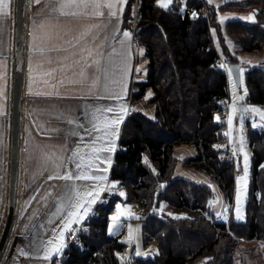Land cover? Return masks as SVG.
I'll return each instance as SVG.
<instances>
[{
	"label": "trees",
	"instance_id": "trees-1",
	"mask_svg": "<svg viewBox=\"0 0 264 264\" xmlns=\"http://www.w3.org/2000/svg\"><path fill=\"white\" fill-rule=\"evenodd\" d=\"M135 3L128 0L123 28L133 31L138 48L144 49L147 79L136 83L134 107L124 125L111 181L126 189L130 201H139L145 243L155 241L159 252L146 259L119 260L117 251L123 245L108 235V227L122 197L113 194L117 199L107 200V194L83 228L80 243L66 250L61 264H189L199 256L208 258L205 264H233L237 241L264 242V130L249 124L246 219L239 221L233 209L230 222L219 221L210 211L216 198L213 187L176 176L181 158L174 153L177 146H194L197 154L186 164L213 175L226 201L234 205L236 162L229 145H219L228 139L223 116L230 93L211 32L215 8L200 0H190L186 9L182 0H173L170 8L161 7L158 0H137L135 19ZM237 3L242 12L256 10V19L227 21L228 35L248 52L262 51L264 0ZM205 8L210 10L208 18L196 15ZM246 82L247 102L264 107V66L248 70ZM148 88L153 96L146 99ZM144 99L155 104V118L137 108ZM162 200L189 210L190 215L177 219L159 215L155 210ZM57 261L58 257L54 264Z\"/></svg>",
	"mask_w": 264,
	"mask_h": 264
},
{
	"label": "crops",
	"instance_id": "crops-1",
	"mask_svg": "<svg viewBox=\"0 0 264 264\" xmlns=\"http://www.w3.org/2000/svg\"><path fill=\"white\" fill-rule=\"evenodd\" d=\"M17 1L0 6L7 13L0 15V240L10 194ZM111 2L110 9L99 10L106 14L100 17L92 9L84 14L71 0H26L16 207L0 264H54L66 249L70 229L84 228L98 204L117 188L111 181L115 158L134 107L136 83L147 79L148 61L134 32L123 28L128 0ZM137 8L136 0V13ZM240 15L231 20H246ZM255 19L256 14L246 21ZM152 96L148 88L145 98ZM260 107L252 106L261 115ZM97 136L103 138L95 140ZM65 174L101 179H49ZM246 203L239 221L246 219Z\"/></svg>",
	"mask_w": 264,
	"mask_h": 264
},
{
	"label": "rangeland",
	"instance_id": "rangeland-1",
	"mask_svg": "<svg viewBox=\"0 0 264 264\" xmlns=\"http://www.w3.org/2000/svg\"><path fill=\"white\" fill-rule=\"evenodd\" d=\"M189 1L190 0H182L184 9H186ZM200 1H204L215 8V24L220 26L218 27L216 25H212V37L215 47L220 55L222 67L225 69L229 77L230 96L225 105L226 109L223 116L224 119L228 118V124L225 129L228 139L222 143H219V145L222 147L229 145L230 151L235 158V176L237 185L234 197V205H231L228 201H226L225 195L223 194L222 189L217 184L213 175L186 164V161L189 158L195 157L197 154V149L194 146L180 145L176 147L174 153L181 159L178 162L175 175L192 179L198 183L203 182L211 185L214 192L216 193V198L211 202L210 211L212 215H214L219 221L230 222V219L234 218L233 209L235 208V216L240 217L243 211L239 209H241V206H243L245 201L248 199V180L250 182L251 176V149L249 146L248 136L249 124L257 129L264 130V119L259 113L252 111V106L255 104L251 106V104L247 102L248 86L246 82V74L248 70L258 65L264 66V50L254 53L248 52L237 45L227 33V21L238 16L241 17L240 13H243L244 18L248 20L247 14L253 11L249 9L248 11L242 12L237 7H235L236 4H238L237 2L241 0ZM172 2L173 0H171V3H168L167 7L164 8H170L172 6ZM158 3L160 5V0H158ZM134 7H136V3L134 4ZM209 11L210 10L208 8H205L202 14L196 13V15L199 17L208 18L210 15ZM223 12L224 14L222 15ZM253 12L256 14V10ZM135 16L136 9H134V17ZM222 43H224L225 47L228 49L227 53L224 51ZM236 61L241 66L242 70L240 86L237 84L229 68L230 62L236 63ZM229 105L231 108L228 112ZM137 108L144 112L150 119H153L156 116L155 104H151L145 99L138 103ZM260 108L264 109L262 106ZM245 109H247V111H245ZM245 157H247V160H245ZM245 169H247V174H245ZM110 192L111 193L107 197V200H116L117 198H113V194L122 197V200L117 203L115 210L110 215V223L108 227V235L118 239V241L123 245V247L117 251L119 260L125 263L132 257H136L137 259L155 257L159 252L158 246L155 241H152L149 244L145 243L143 236V225L142 221L140 220L143 215L140 211L139 201L133 200L131 202V198H129V194L126 189H120L118 185L117 188H112ZM155 211L159 215L166 214L175 219L184 218L190 215L189 210L173 208L165 200H162L159 203V206L156 207ZM191 214L193 213L191 212ZM114 217L116 218L115 220L113 219ZM78 226H75L70 230L76 231L80 228ZM68 238L69 235L66 238V245L68 244ZM66 250L67 249H64V253ZM60 256H58L57 264H59ZM233 259V264H264V242L259 240L248 241L245 239L237 241ZM207 260L208 258H204L202 256L194 257L191 259L189 264H205Z\"/></svg>",
	"mask_w": 264,
	"mask_h": 264
},
{
	"label": "water",
	"instance_id": "water-1",
	"mask_svg": "<svg viewBox=\"0 0 264 264\" xmlns=\"http://www.w3.org/2000/svg\"><path fill=\"white\" fill-rule=\"evenodd\" d=\"M17 24H16V63L14 75V99H13V143L10 176V194L8 204V217L6 226L0 240V259L10 236L15 216L16 189L18 183V164L20 154V119L22 108V82L24 74V31L26 0L17 1ZM237 84L241 85V66L238 63L229 65Z\"/></svg>",
	"mask_w": 264,
	"mask_h": 264
},
{
	"label": "snow or ice",
	"instance_id": "snow-or-ice-1",
	"mask_svg": "<svg viewBox=\"0 0 264 264\" xmlns=\"http://www.w3.org/2000/svg\"><path fill=\"white\" fill-rule=\"evenodd\" d=\"M38 2V0H37ZM71 3L77 7V8H83L85 9V13L84 14H88L87 13V10L88 9H92L94 13L98 14L100 17H104L106 14L104 11H99L100 9H103V8H111L112 7V2L111 0H71ZM168 3H171V0H160V6L161 7H167V4ZM5 4V0H0V6H3ZM67 5H64L62 4L61 7H66ZM61 14H67V13H61ZM73 15H75L76 13H72ZM0 15H7L6 12H3L2 9H0ZM111 15H116V13H111ZM254 15L253 14L252 16L248 17V19H253L254 18ZM128 33L125 32L124 33V36L125 37H128ZM94 64H99L100 61L99 60H96L93 62ZM91 67V66H89ZM242 71V70H241ZM81 75L83 76V73H81ZM87 79H89V82L92 84V86L94 87L95 86V81H92L91 80V76L87 77ZM107 111H112V109H107ZM245 111H247V109H245ZM253 112H258L259 110L258 109H252ZM261 117L264 118V113H261ZM120 119H122V117H120ZM119 121L118 120H114L112 121V123H118ZM81 127H83V125H81ZM107 127V125L105 126ZM94 130L97 131V132H100V131H103V135L104 136H107L109 135V133L106 131V130H102L99 126L97 125H94ZM112 134H115V132H113ZM103 137L101 136H97V137H94L95 140H99V139H102ZM101 151L102 150H105V149H100ZM93 151H96V149L93 147ZM245 160H247V157H245ZM80 167V164H77V168ZM245 174H247V169H245ZM56 178H59V179H64V180H72V179H101L100 177H89L87 175H84V174H81V175H77L75 177H73L71 174H65V175H57V176H49V179H56ZM79 195V194H77ZM78 205H74V207H77ZM69 215H75V213H69ZM114 220L116 219L115 217L113 218ZM139 254V253H137ZM45 259H48V256L46 255L44 257Z\"/></svg>",
	"mask_w": 264,
	"mask_h": 264
},
{
	"label": "built area",
	"instance_id": "built-area-1",
	"mask_svg": "<svg viewBox=\"0 0 264 264\" xmlns=\"http://www.w3.org/2000/svg\"><path fill=\"white\" fill-rule=\"evenodd\" d=\"M134 39H137L135 34H134ZM82 230H83V228H79L76 231L74 230V231L70 232L66 249H68L73 244L78 245L80 243V234H81ZM63 255H64V253L59 258V264H61V262H62ZM133 260L136 261L137 258L134 257Z\"/></svg>",
	"mask_w": 264,
	"mask_h": 264
}]
</instances>
